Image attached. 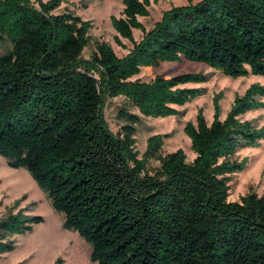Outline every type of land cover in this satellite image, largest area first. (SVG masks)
Masks as SVG:
<instances>
[{
  "label": "trees",
  "instance_id": "obj_1",
  "mask_svg": "<svg viewBox=\"0 0 264 264\" xmlns=\"http://www.w3.org/2000/svg\"><path fill=\"white\" fill-rule=\"evenodd\" d=\"M69 1L0 0V44L10 43L0 54V155L30 171L98 264H264V193L229 199L232 175L248 162L236 154L264 140V125L241 118L264 107V84L237 95L224 119L223 92L216 94L213 121L201 109L185 126L196 153L188 160L183 148L163 152L167 133L149 136L141 154L138 124L141 114H180L178 106L204 91L187 84L208 76L134 78L143 67L183 59L233 78L264 75V0H189L150 29L139 17L153 0H123L124 15L112 23L117 41L133 46L120 56L99 41L89 57L93 22L57 11ZM135 28L143 30L139 40ZM119 96L140 113L122 106L115 132L104 109ZM21 201L0 220V255L16 247L11 234L44 221Z\"/></svg>",
  "mask_w": 264,
  "mask_h": 264
},
{
  "label": "rangeland",
  "instance_id": "obj_2",
  "mask_svg": "<svg viewBox=\"0 0 264 264\" xmlns=\"http://www.w3.org/2000/svg\"><path fill=\"white\" fill-rule=\"evenodd\" d=\"M189 0H157L150 5V14L140 16L147 29L154 26L161 19L163 12L174 5L187 3ZM198 1V0H193ZM125 4L123 0H70L61 5L58 12L66 9L81 15L84 19L93 22L91 28V42L85 48L84 55L89 57L99 41L109 42L120 56L128 53L133 42L120 36L122 44L117 41L119 32L112 23V16L124 15ZM143 30L134 29L135 40L141 39ZM10 47L9 42L0 44V54ZM201 71L208 76V80L201 83H189L188 86L201 87L202 94L186 103L178 106L181 113L165 117H152L141 114V122L138 124L137 148L141 154L146 149L149 136L155 133H167L165 138L164 153L183 148L188 160L196 157L192 149V141L185 131L188 122H197L198 112L202 109L209 123L214 118V98L219 92H223L220 100L221 118L224 119L232 108L237 95H243L247 88L254 82L264 84V75L249 74L233 78L225 75L221 70L215 69L204 62H196L183 59L181 61L163 62L159 67L147 66L134 78L149 81L157 74L164 73L172 76L182 72ZM122 106L129 107L134 112L138 108L132 106L124 97L119 96L109 99L104 109L106 119L115 132L124 123L118 116ZM242 119H252L258 125H264V107L247 111L241 115ZM236 159L248 158L244 170L232 175L230 200H241L242 196L251 190L260 195L264 193V140L259 146L245 147L238 151ZM158 161H152V166H157ZM21 198V206H27L29 213L40 214L44 221L34 225L33 229L25 233L11 234L9 238L15 240L16 247L0 255V264H53L61 259L58 264H98L91 260L92 245L87 242L77 231L63 226L65 215L57 211L47 192L36 182L26 167H12L7 158L0 155V220L7 215L9 208Z\"/></svg>",
  "mask_w": 264,
  "mask_h": 264
}]
</instances>
